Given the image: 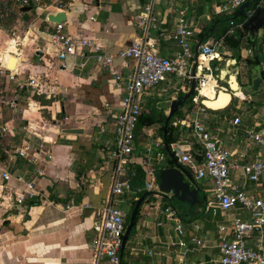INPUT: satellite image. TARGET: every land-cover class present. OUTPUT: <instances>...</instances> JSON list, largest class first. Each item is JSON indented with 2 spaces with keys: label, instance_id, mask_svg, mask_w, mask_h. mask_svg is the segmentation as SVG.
I'll return each instance as SVG.
<instances>
[{
  "label": "crops",
  "instance_id": "1",
  "mask_svg": "<svg viewBox=\"0 0 264 264\" xmlns=\"http://www.w3.org/2000/svg\"><path fill=\"white\" fill-rule=\"evenodd\" d=\"M225 1L157 0L153 9L155 28L150 32V38L159 54L165 58L175 55L177 49L171 36L183 11L185 19L196 25L194 51L199 32L218 15L217 10ZM144 4L145 0H32L30 6L19 7L16 0H0V10H3L0 34L5 39L9 37V31L17 30L19 33L17 36L14 34L15 39L3 41L2 48L9 47L0 57L2 61L5 58L8 70L13 73V79L5 72L0 74V85L4 87V91L0 90V98L3 92H10L6 101H0L6 105L3 109L0 106V167L13 175L28 170V177L34 179L44 197L42 201H27L21 206H14L9 201L0 204V264H91L95 225L108 196L113 172V163L106 158L107 147L114 140V122L122 97L113 86V78L117 74L127 76L134 66L133 60L121 59L117 55L138 39L136 17ZM58 12L65 13V34L93 40L99 51L90 49L84 53L86 57L58 59L57 50L48 43V37L54 33L55 27L46 20L49 14ZM90 16H94V21L88 19ZM10 20L13 21L11 27L8 23ZM22 34L24 37H21ZM253 36L257 40L253 49L247 48V40L242 39L247 48V57L252 56L253 51L257 52L262 64L251 70L252 79L259 77L262 82L259 95L251 102L258 104L252 106V112L246 110L243 115L242 112L238 114L230 110L228 115L216 113L228 110L232 104L229 105L231 95L224 90L231 89L230 84L220 77V82L226 85L218 83L224 87L217 92L225 96L223 104L218 105V101L210 99L207 92L208 104H214L209 108L207 101V105L203 102L209 108L206 119L199 112L203 105L194 99L197 103L190 111L181 108L182 115L171 121L184 118L203 120L205 127L218 133L229 147L233 146V139L244 135L246 126L259 125L260 111L264 108V28ZM98 52L113 58L109 67L97 62L95 56ZM225 59L226 63L236 65L234 77L238 80L240 66L237 59L221 56L219 62ZM175 81L173 77H168L147 92L142 97V113L144 108L147 111L144 114H149L153 108L165 110L166 103H172L182 92L181 85ZM238 85L240 89L235 90L234 94H243L239 80ZM208 110L212 111H209L211 114L207 113ZM248 115H251L252 121H249ZM235 117L240 119L237 128L231 124ZM146 128L142 132L145 139L157 141L159 124ZM69 129L80 131L65 132ZM179 130L175 150L180 153L194 149L197 145L191 137V129ZM138 134L132 155V160L137 164L128 165V169L140 168L138 163L144 157V146L151 143L138 141L141 130ZM189 138L191 141H188ZM22 146L39 151L40 159L36 164L30 165L14 154L15 149ZM254 152L264 157V149L258 148ZM48 153L50 160L46 158ZM181 166L192 174L190 166ZM172 167L162 166L161 170ZM157 171L158 168H155V180ZM7 184L21 187L12 181ZM202 184L205 188L204 204L196 210L201 215L193 220H185L177 213L184 229L182 237L176 233L175 224L168 220L167 208L163 209L161 197H153L152 201L142 203L135 233L127 242L126 264H219L217 248L201 250L188 241L194 234L193 226L196 224L200 227L199 235L214 246L222 236L217 228L222 222L220 216L204 214V209L207 212V208L214 207V204L211 186L207 182ZM249 186L261 188L260 185ZM1 188L0 181V195L6 194L1 193ZM206 188L210 189L209 193ZM191 189L194 187L191 186ZM135 193L125 195L119 201H127L131 207ZM86 204L91 208H85ZM236 215L248 217L242 212ZM180 240L183 246L178 245ZM257 240L258 235L254 234L251 244H256Z\"/></svg>",
  "mask_w": 264,
  "mask_h": 264
},
{
  "label": "built area",
  "instance_id": "2",
  "mask_svg": "<svg viewBox=\"0 0 264 264\" xmlns=\"http://www.w3.org/2000/svg\"><path fill=\"white\" fill-rule=\"evenodd\" d=\"M19 7L30 6L32 0H16ZM157 0H145L142 11L136 17V27L139 30V37L128 49L118 53L121 59L134 61V66L127 76L117 74L113 78V86L116 91L122 94L120 109L114 122V140L107 147V160L113 163V172L110 178L108 196L100 209L99 219L95 225V237L91 245V264H119L120 248L125 233L126 219L129 212L118 207L119 199L127 194L133 193L130 177L135 175L132 170L128 172V165L137 164L132 160L136 147L135 130L141 115L142 97L150 90L165 82L168 77L173 76L182 80L181 90L187 92L192 79H195L196 96L195 101L202 104L203 97L200 91L209 82V76L213 79L210 66L211 60H221V54L217 50L219 43H225L230 35L238 31H245L242 23L235 25L230 21L225 36L212 41L202 42L198 48V56L193 51L195 23L185 19L184 11L171 36L176 47V53L171 58L162 57L159 54L154 41L150 38V32L155 28L153 9ZM247 0H226L217 10V14H232L240 5ZM264 7V0H260L257 8ZM255 11H246V21ZM94 21V16L88 18ZM247 23V22H246ZM55 31L48 37V43L57 50V57L60 60L68 56L86 57L84 54L90 49L99 51L96 43L89 39L71 37L63 31V24L55 25ZM242 39L247 40V37ZM241 39V40H242ZM97 62L103 67H109L113 58L98 52L95 56ZM195 65V75L192 69ZM6 73L13 79V73L6 67L5 58L0 59V74ZM237 79V78H236ZM235 79V80H236ZM216 81V79H215ZM29 82L32 83V80ZM218 88L220 86L216 81ZM238 85V80H236ZM239 88V85H238ZM240 89V88H239ZM225 92L231 95V101L237 100L240 104H250L253 99L250 96L236 97L232 89L224 88ZM166 91V89H165ZM207 108L201 106L199 112L206 119ZM259 125L246 126L244 135L236 140L233 139V146L229 147L222 140L218 133L207 129L203 120L175 119L171 122L176 128H190L191 137L198 146L195 153L192 149L178 153L174 144L169 148L178 157V162L190 166L193 180L197 186L198 182H207L211 186V198L214 207L207 208L212 217L220 216L222 222L217 228L222 235L217 245L199 235L198 224L193 226V233L189 237V243L198 249L215 247L219 250V264H264V157L255 154V149H264V108L260 111ZM250 117V118H249ZM252 121L251 115H248ZM233 127L240 126V119L235 117L232 121ZM221 132V130H216ZM163 148L162 138L159 137L154 143L144 146V157L138 165L144 173V190L151 192L152 197H161L158 186L154 185L155 168L162 167L167 156L159 151ZM14 154L23 158L28 164L34 165L40 159L39 151L32 150L28 146L15 149ZM47 160L51 159L50 153L46 155ZM200 158V161L198 160ZM26 172V171H25ZM27 172H29L27 170ZM11 174L0 167V181L2 184L0 204L5 201L14 206H21L27 201H42L43 194L37 188L34 179L28 177V173ZM40 174L39 171H37ZM12 181L21 187L8 186ZM250 184L260 185L261 188H250ZM9 204V205H10ZM87 209L91 205L84 206ZM67 207L66 209H69ZM169 221L175 224V231L179 237L184 236L183 226L178 219L177 213L170 208L165 210ZM237 212L246 213L248 217H239ZM258 235L257 243L252 245V237ZM179 246L184 243L180 240ZM151 255V252L148 253Z\"/></svg>",
  "mask_w": 264,
  "mask_h": 264
},
{
  "label": "water",
  "instance_id": "3",
  "mask_svg": "<svg viewBox=\"0 0 264 264\" xmlns=\"http://www.w3.org/2000/svg\"><path fill=\"white\" fill-rule=\"evenodd\" d=\"M259 0H251L249 2H245L237 10V13L232 17V21L234 22L236 19L240 18L244 11L250 10L252 5L257 3ZM28 9H22V11H26ZM49 23L60 25L65 22V13L58 12L54 14H49L46 18ZM264 28V7L262 9H258L247 21L244 25V30L250 35L253 36L260 29ZM214 26L212 25L208 31L202 37L195 49L194 54L195 57L198 56V48L200 44L206 40H209L213 34ZM226 43L232 48L237 49L240 45V36L238 34L230 35L226 39ZM192 75H195V65L192 69ZM196 82L195 79H192L189 84V89L187 92L179 93L178 97L174 99L171 103L170 112L164 121L163 132H162V141L164 150L168 156V159L172 163V168H164L160 171V184L159 191L164 195H171L172 200H177L178 202H185L190 206H194L199 203L198 199V188L193 180L192 174L185 170L181 164L177 161L174 154L171 152L168 142H167V129L169 127L170 120L177 112V110L182 107L190 98H194L196 96L195 91ZM252 88L256 91L261 90L262 82L259 77L252 79ZM202 105L206 107L203 102ZM209 109L208 107H206ZM212 110V109H210ZM2 130L0 129V132ZM80 130L77 129H69L65 130L67 133H79ZM191 186L194 189H191ZM152 193L146 191L134 204V207L130 214V219L128 225L125 229V233L122 238L121 248H120V260L123 256L124 248L127 244V241L130 237V233L135 223L137 222V212L139 211L142 203L145 201L147 197H149Z\"/></svg>",
  "mask_w": 264,
  "mask_h": 264
},
{
  "label": "rangeland",
  "instance_id": "4",
  "mask_svg": "<svg viewBox=\"0 0 264 264\" xmlns=\"http://www.w3.org/2000/svg\"><path fill=\"white\" fill-rule=\"evenodd\" d=\"M0 11H1L0 12V15H1L3 13V10H0ZM8 23L10 24V27L13 26V21L10 20V21H8ZM224 27H226V23L217 25L216 28H215V31H213V34H212L211 38L212 39H217L218 38L217 36L221 34V32L223 31ZM20 30H21V32H23L22 29H20ZM7 34H8L9 37H6L5 39H3V37H2L3 35L0 34V57H2V52L9 47V45H8V46H5L4 48H2L3 41L4 40L8 41L10 39H15V35L16 36L19 35L17 30L9 31ZM21 37H24V35L22 34ZM19 39H21V38H19ZM219 44L220 45L217 48V50L219 51V53L221 54L222 57L226 56L227 58H233V59H237L238 60V63H239V66H240V76H239L238 80H239V83L241 84V91H242V93L244 95H246V96L249 95L254 100L256 98V96L259 95V92L255 91L252 88V85H251V82H252V71L249 72L250 67L245 63V61L243 59V58L247 57V48L245 46L244 41L241 40L240 45H239V47L237 49H232L227 43H219ZM256 53L257 52L253 51L252 52V56L255 55ZM226 61L227 60L225 59L224 61H222V63H217V66L218 67L220 66L219 75H220L221 78L224 79V81L229 82L230 87H231V89L233 91L238 90L239 88H238V85H237L235 77H234V72H235V68H236L235 66L236 65L233 66L231 64V62L226 63ZM211 66L213 68V65H211ZM213 74L216 75V71L214 69H213ZM171 77H173V76H171ZM176 81H177V85H179V84L181 85L182 84V80L181 79L176 78ZM214 81H215V79H214ZM219 84H221V85L226 87L225 83L219 82ZM0 90L4 91L3 85H0ZM5 94H6V92H3L1 94L2 97L0 98V101H6L7 100L6 96L10 95V92H8L6 95ZM243 94H238V96L242 97ZM193 103L196 104L197 102L193 101ZM256 103L257 102H253L251 104H248L247 102H245V103L240 104V102H238L237 100H233V102H232V104H231V106H230V108L228 110H225L224 112H219V113L216 112V113L217 114H227L228 115V111L230 110V111H232L234 113H238V114H240L239 112H242L241 114L243 115L244 111H246V110L252 112L251 111L252 110V106L253 105L257 106L258 105ZM184 105L182 107H180L179 109L185 108L186 106H184ZM218 105H221V104H218ZM0 106H1L2 109L6 107V105L4 103H2V102L0 103ZM143 113H147L146 108H144ZM207 113L211 114L209 111ZM7 118L10 119V117H7ZM0 124H2V123L0 122ZM144 129L147 130V128H144ZM142 132H143V129H141V136H139L140 138L138 137V141H142V140H145L146 142L149 141L148 139H145V137L142 135ZM137 135H139V134L137 133ZM188 141H191L190 138L188 139ZM149 142L154 143L155 139H153V141H149ZM159 151H161V152L166 154V152L164 150V147L162 149H159ZM166 156H167V154H166ZM167 158H168V156H167ZM161 166L168 167V163H163ZM157 168H158L157 177H156L154 185L158 186V188H159V184H160L159 176H160L161 167L158 166ZM198 186L199 187H203L202 182H198ZM206 190H208V193H209L210 189L206 188ZM203 192L205 193V188L203 189ZM160 195H161V200L163 201V209L164 208L173 209L176 213H178L180 218L185 219V220H192L193 216L196 215V213H197L196 210H198L201 207V205L204 204V202H203V194H202L201 191L198 193V198L201 201V203L196 204L194 206H190V205H188L185 202H178L177 200H172L171 195H164L161 192H160ZM147 200H151L152 201L153 200L152 195H150L149 197H147L145 199V201H147ZM143 204H144V202H143ZM118 207L121 208L122 210L126 211V212H129V215H130V213L132 211V208L129 206L127 201L119 202L118 203ZM204 214H207V216H210L208 211L205 212V209H204ZM132 235H133V233H131L130 237H132ZM128 241H129V239H128ZM125 247L126 248H124L123 256H122L124 262H126L128 243H127V245Z\"/></svg>",
  "mask_w": 264,
  "mask_h": 264
},
{
  "label": "trees",
  "instance_id": "5",
  "mask_svg": "<svg viewBox=\"0 0 264 264\" xmlns=\"http://www.w3.org/2000/svg\"><path fill=\"white\" fill-rule=\"evenodd\" d=\"M249 1H251V0H247V2H249ZM259 2H260V0L257 3L253 4L252 8L250 10L256 12L258 10L257 6H258ZM238 8L236 9V12H234L232 14H218V15L214 16L213 19L210 21V23L206 24L201 29V31L199 32V34L197 36V40L199 41L202 37H204V35L206 33H208V31H209V29H210V27L212 25L214 26V31H215L216 26L219 25V24H223V23L224 24L226 23V27H224V29L221 32V34L217 36L218 37L217 39L225 36L228 28L230 27L229 22L232 21L231 19L237 13ZM246 22H247L246 21V11H244L242 16L234 21V24L237 25V24L242 23V24L245 25ZM244 25H243V27H244ZM237 34L240 36V40L244 36L247 37V43H248L247 48L248 47L252 48V49L254 48V46L257 43L256 36H250L246 31H242V32L238 31ZM217 39H214V40H217ZM226 39H225V43H226ZM209 40L204 41V43L209 41ZM244 61L250 67L249 72L252 70V67H254V66H262L261 60L258 57L257 53L255 55H253V56L246 57L244 59ZM217 63H220V62L217 61L216 59L211 60L210 66L213 65V68L211 66L212 73H213V69H214L216 71V75L213 74V76L217 80V82L219 83L220 82V75H219L220 66L218 67ZM251 84H252V82H251ZM193 101H194V98H190L186 102V104L184 106H186L185 108H187V110H189V111L191 110V108L193 107V104H194ZM170 107H171V102H167L165 110H162L159 107V110L156 109V108L151 109V112L149 114H144V113L141 112V115L139 116L138 123H137V126H136L135 136H137V133H138L139 130H141V129L144 130V128L148 127L149 125H153L155 123H158L159 124V137H162L164 121H165L166 117L168 116V113L170 111ZM208 111H210V110H208ZM210 112H212V111H210ZM219 112H223V111H218V113ZM181 115H182L181 114V110L178 109L177 112L174 114V116L172 118H176V117L181 116ZM171 120H170V123H169V127L167 129V142H168L169 146L178 141V138H179V135H180V132H181L179 130V128H176V127L172 126V124H171L172 121ZM197 150H199L198 146H195L194 149H192V153H195ZM198 160L200 161V158H198ZM166 162L168 163V165L170 167L172 166V163H171V161L168 158L166 159ZM132 170L135 172V175L133 177H130L129 180H130V183H131V186H132V190L136 192L135 196L133 197V201L131 203V208L133 209L134 204L145 193V190H144V173L138 167L129 168L128 172L130 173ZM197 188H198L199 192L200 191L202 192V194H203V202H204V198H205V196H204L205 193L203 192L204 188L203 187H199L198 184H197ZM199 203H201L200 200H199ZM140 215H141V213H140V209H139V211L137 212V221H138ZM200 215H201L200 213H196V215L193 216V219L199 217ZM129 219H130V215L128 214L127 219H126L125 229H126V227L128 225V222H129L128 220ZM136 223H135V225H134V227L132 228V231H131V233H133V234L135 233ZM131 233H130V236H131ZM119 264H126V262H124V260H123V257L120 260Z\"/></svg>",
  "mask_w": 264,
  "mask_h": 264
},
{
  "label": "bare ground",
  "instance_id": "6",
  "mask_svg": "<svg viewBox=\"0 0 264 264\" xmlns=\"http://www.w3.org/2000/svg\"><path fill=\"white\" fill-rule=\"evenodd\" d=\"M7 68H8V66H6ZM215 87H218L217 86V84H215V82H214V79L212 78V77H210L209 76V82L207 83V85L205 86V88L204 89H202L201 91H200V95L203 97V102L205 103V100L207 101V104H208V97L210 98V99H214V100H216V101H218L217 102V104H223L224 103V101L226 100V98H225V96H223V95H219V94H217V92L219 91V88H218V90H217V92L215 91ZM207 92H209L208 93V97H207V95H205ZM234 96H236V97H240V96H238V94L237 93H235L234 94ZM243 97V96H242ZM215 101V102H216ZM206 104V103H205ZM206 104V105H207ZM212 104H214V103H210V104H208L207 106L209 107V106H211ZM210 108V107H209ZM213 109V108H212Z\"/></svg>",
  "mask_w": 264,
  "mask_h": 264
}]
</instances>
